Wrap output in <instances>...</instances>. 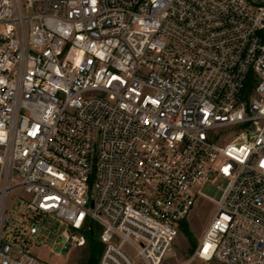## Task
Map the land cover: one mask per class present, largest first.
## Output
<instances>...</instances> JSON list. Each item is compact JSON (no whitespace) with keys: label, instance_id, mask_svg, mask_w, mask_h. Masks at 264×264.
<instances>
[{"label":"built area","instance_id":"1","mask_svg":"<svg viewBox=\"0 0 264 264\" xmlns=\"http://www.w3.org/2000/svg\"><path fill=\"white\" fill-rule=\"evenodd\" d=\"M46 216L97 264H264V0H0V264Z\"/></svg>","mask_w":264,"mask_h":264},{"label":"rangeland","instance_id":"2","mask_svg":"<svg viewBox=\"0 0 264 264\" xmlns=\"http://www.w3.org/2000/svg\"><path fill=\"white\" fill-rule=\"evenodd\" d=\"M242 126H238L236 130H242ZM227 183V179L216 176L214 183H205L202 190L214 197L219 198L221 195V188ZM26 197H28L26 195ZM15 198V195L13 196ZM12 200L11 214L14 217L23 218L19 210V202ZM215 212V204L209 199L202 198L198 201L195 209L186 219L190 234L187 235L179 230L173 246L171 255L169 257L170 262L179 263L184 262L193 255L195 249L197 248L199 241L213 218ZM42 223L45 228L42 229L38 236V241L31 242L27 239H20V243L29 248L30 251L38 257L40 264H89L92 257H94L97 251L101 252L104 245L102 243L98 244L96 247L93 246V237L91 233L83 232L86 238L85 245H69L67 249L63 248L65 233L68 232L66 226L52 217H44ZM6 230L11 227L9 223L6 224ZM95 229L98 230L99 227L95 224ZM12 234V232L10 233ZM96 237V234H94ZM195 243H192V242ZM99 258V255H98ZM191 264H222L219 261H203L201 259L194 260Z\"/></svg>","mask_w":264,"mask_h":264},{"label":"trees","instance_id":"3","mask_svg":"<svg viewBox=\"0 0 264 264\" xmlns=\"http://www.w3.org/2000/svg\"><path fill=\"white\" fill-rule=\"evenodd\" d=\"M180 231H182L183 233L189 235L190 234V230H189V227H188V223L186 222V220H184L182 223H181V227H180ZM92 237H93V246L96 247L98 244V241L96 239V237L91 234ZM192 243H195L194 241ZM101 252L97 251L94 255V257H92L91 261L89 264H97L98 262V255H100Z\"/></svg>","mask_w":264,"mask_h":264}]
</instances>
